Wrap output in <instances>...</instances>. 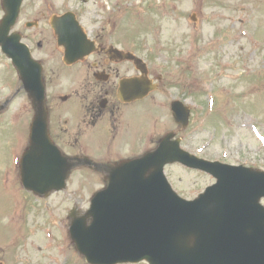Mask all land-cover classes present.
Returning a JSON list of instances; mask_svg holds the SVG:
<instances>
[{"label":"rangeland","instance_id":"obj_1","mask_svg":"<svg viewBox=\"0 0 264 264\" xmlns=\"http://www.w3.org/2000/svg\"><path fill=\"white\" fill-rule=\"evenodd\" d=\"M117 1L124 8L113 16L130 34L125 37L131 41V50L150 58L152 74L163 75V93L155 91L153 98L171 94L194 106L189 125L181 134L182 146L207 159L264 170V0ZM60 2L24 0L13 28L20 31L32 55L43 60L48 76L58 74L62 67L61 54L45 30L51 6L58 12ZM2 15L0 7V18ZM35 20L38 26H25ZM220 29L221 41L211 47L205 44ZM18 82L10 60L0 50V103L16 95L18 87L14 84ZM58 82L59 78L52 75L50 88L56 93ZM152 102L150 98L148 103ZM4 108L0 112V264H86L68 238L67 217L71 207L78 214L84 212L92 194L104 185L99 175L86 168L74 169L63 191L25 200L28 206L20 216L14 206L10 220L13 229L4 227L9 222L6 212L12 201L17 205L23 196L29 198L24 192H16L20 190L11 173L13 167L14 175L17 172L12 158L19 159L27 144L26 125L32 107L20 91ZM16 115L18 123L24 119L22 127H14V120L11 123ZM148 118L151 125L150 119L141 122L145 125L141 131L147 136L155 125L162 134L178 130L165 107L152 110ZM166 174L184 197L193 196L213 182L207 175L175 164L168 165ZM9 193H13L12 199ZM11 232L12 243L8 237Z\"/></svg>","mask_w":264,"mask_h":264},{"label":"water","instance_id":"obj_2","mask_svg":"<svg viewBox=\"0 0 264 264\" xmlns=\"http://www.w3.org/2000/svg\"><path fill=\"white\" fill-rule=\"evenodd\" d=\"M19 3L3 0L7 14L0 44L41 111L40 68L18 35L6 36ZM172 108L176 120L186 124L188 109L178 103ZM40 116L21 159L23 181L37 192L62 188L68 169L46 136ZM169 137L153 153L114 169L107 189L92 200V225L73 232L80 250L91 262L105 264L109 261H97L98 256L112 260L145 256L156 264L167 258L175 260L168 264H264V210L256 204L264 195V173L211 163L206 168L189 160ZM175 160L208 170L218 178L217 184L193 202L179 199L161 172L165 163Z\"/></svg>","mask_w":264,"mask_h":264},{"label":"flooded vegetation","instance_id":"obj_3","mask_svg":"<svg viewBox=\"0 0 264 264\" xmlns=\"http://www.w3.org/2000/svg\"><path fill=\"white\" fill-rule=\"evenodd\" d=\"M82 3L77 8L76 19L87 29L89 33L96 32L94 34V41L105 47L109 42V34L105 31L107 21L99 19L98 21L94 16H90L88 12V1L81 0ZM99 24L98 27L95 24ZM92 28L90 30V28ZM101 31V32H100ZM106 58L104 57V60ZM118 63H105L101 60L87 61L83 63L76 73L77 76H81L84 71L83 65H86L88 72L86 80H89V76L97 78L100 86L93 87L92 85H78L73 86L70 92L64 100L60 99L59 110H50L51 119V131L54 139L58 141L59 145L68 149L79 150L83 155H89L95 158L98 162L103 165H111L122 161L124 158L123 154L127 145L129 144L128 137L130 136L129 121L127 116L124 114V109L116 101L113 103L114 88H116V78L128 74L129 66L126 64ZM100 74L96 76L93 70H99ZM89 70H92L90 73ZM126 73V74H125ZM92 74V75H91ZM94 74V75H93ZM70 75L66 74L65 79L70 80ZM101 96L104 102L95 100H88L89 96H93V92H96ZM76 97L80 100L79 106L73 104L68 106L67 111L63 113L62 104L70 102L71 98ZM51 107V105H50ZM110 115V117L108 116ZM110 123L109 129L106 131V139L108 144L103 146L95 138V131L97 126L101 123ZM105 126V125H104ZM94 128L92 145L89 146L84 137ZM141 142V138H139Z\"/></svg>","mask_w":264,"mask_h":264}]
</instances>
